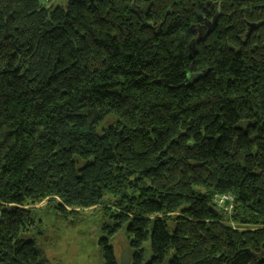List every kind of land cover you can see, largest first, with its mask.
I'll return each mask as SVG.
<instances>
[{"label": "trees", "instance_id": "obj_1", "mask_svg": "<svg viewBox=\"0 0 264 264\" xmlns=\"http://www.w3.org/2000/svg\"><path fill=\"white\" fill-rule=\"evenodd\" d=\"M87 209L103 264H264V0H0V264Z\"/></svg>", "mask_w": 264, "mask_h": 264}, {"label": "rangeland", "instance_id": "obj_2", "mask_svg": "<svg viewBox=\"0 0 264 264\" xmlns=\"http://www.w3.org/2000/svg\"><path fill=\"white\" fill-rule=\"evenodd\" d=\"M40 1L46 8H56L64 6L68 0H50L48 3ZM42 205L43 203L36 208H41ZM219 209L229 215L233 207L225 205L219 206ZM35 211L37 210L35 209ZM83 213L82 224L74 228H65L64 225L59 224L57 225L58 231H55L50 215L44 217V232L49 234L48 228H51V234L48 237L49 243L44 242L45 255L51 262L50 264H103L98 248V241L107 232V230L102 231L103 214L97 209H87ZM111 244L120 263L122 253L128 254L129 252L124 233L120 232L114 236Z\"/></svg>", "mask_w": 264, "mask_h": 264}, {"label": "built area", "instance_id": "obj_3", "mask_svg": "<svg viewBox=\"0 0 264 264\" xmlns=\"http://www.w3.org/2000/svg\"><path fill=\"white\" fill-rule=\"evenodd\" d=\"M44 2L48 3L49 0H43ZM217 206H230L233 207V197L230 196L229 194H224V195H220V196H216L214 198Z\"/></svg>", "mask_w": 264, "mask_h": 264}, {"label": "water", "instance_id": "obj_4", "mask_svg": "<svg viewBox=\"0 0 264 264\" xmlns=\"http://www.w3.org/2000/svg\"><path fill=\"white\" fill-rule=\"evenodd\" d=\"M129 256L126 252H123L121 257H120V264H129Z\"/></svg>", "mask_w": 264, "mask_h": 264}]
</instances>
